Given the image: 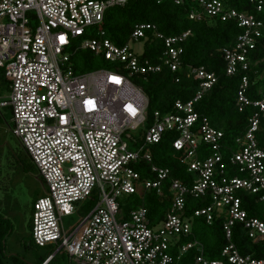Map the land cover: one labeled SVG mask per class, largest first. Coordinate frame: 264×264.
I'll return each mask as SVG.
<instances>
[{"label":"built area","instance_id":"1","mask_svg":"<svg viewBox=\"0 0 264 264\" xmlns=\"http://www.w3.org/2000/svg\"><path fill=\"white\" fill-rule=\"evenodd\" d=\"M126 2L0 0V69L9 82L0 108L11 109L12 132L47 189L33 203V243L57 245L68 253L71 264H177L191 249L196 250L194 264H264V96L250 98L249 77L242 76L237 107L254 110L233 145H225L224 132L196 110L217 80L204 66H188L199 83L191 98L176 100L171 111L149 114L148 96L131 77L163 67L178 72L183 42L191 31L165 35L156 24L142 22L134 25L126 44L117 45L102 26L107 10ZM250 2L258 11L263 8L264 0ZM192 3V20L211 17L237 23L241 31L232 46L222 49V56L227 74L247 70L248 53L263 35L264 21L223 0ZM149 32L162 43L157 62L143 58L130 45L145 42ZM79 49L102 56L112 69L77 72L71 57ZM166 133L173 134L172 145L182 152L180 163L192 175L188 180L171 176L169 167L153 162L152 147ZM201 144L208 147L202 157ZM142 161L154 177H143L136 168ZM165 186L169 209L155 224L146 206L126 210L119 200L139 190L163 196ZM93 195H98L96 205L66 230L63 218L81 211L80 203ZM248 195L256 196V215L244 207ZM188 196L206 202L190 216ZM194 217L210 225L222 220L226 244L219 258L207 256L202 242L192 238ZM236 225L261 246V255L240 252L233 241Z\"/></svg>","mask_w":264,"mask_h":264},{"label":"trees","instance_id":"2","mask_svg":"<svg viewBox=\"0 0 264 264\" xmlns=\"http://www.w3.org/2000/svg\"><path fill=\"white\" fill-rule=\"evenodd\" d=\"M192 1L184 0L178 3L177 0H127L124 5L114 6L107 10L102 27L107 36L117 45H124L129 41L134 25L137 23H154L158 30L165 35H176L190 30L191 34L183 42L182 66L178 72L174 73L168 67H163L160 72L138 77L141 78V85L149 99L148 112L149 114L156 110L168 112L173 109L176 100L191 98L198 89L199 83L189 74L188 66H204L208 71L214 72L217 80L210 89L203 93L202 98L196 104V110L201 115L207 116L215 127L224 132L225 145H233L235 137L246 129L248 118L254 110L252 106H247L243 111H239L237 107V91L242 76L249 77L247 93L250 98L258 99L264 96V33L248 53V69L239 70L235 75H229L226 73L222 49L232 46L241 30L233 20L211 17L200 21L190 19L189 11L193 4ZM223 1L230 7L252 13L264 21V5L258 11L257 6L250 0ZM162 49L161 41L149 32L142 57L157 62L160 60ZM71 61L77 72L97 69L99 65L112 68L109 61L87 49L77 50L72 55ZM176 76H180L178 82L175 81ZM0 78L7 81L2 69H0ZM6 86L9 88L8 82ZM172 136V133H166L164 139L152 147L153 162L169 167L171 176L188 180L192 175L180 163L182 152H178L173 147ZM21 145L25 150L22 142ZM200 150L202 151H200L201 157L207 154V145L201 144ZM25 153L31 161V166H36L26 150ZM147 165V162L142 161L136 164V168L143 177H154L148 171ZM164 192L163 196H159L155 190H139L137 193L125 197L122 205L126 210L131 206H146L149 210L151 223L155 224L165 217L169 209V191L166 186ZM255 197V195H248L244 197L243 201L244 207L251 215L257 214L253 209ZM96 202L94 195L87 199L85 206L83 205L84 212L88 213ZM204 204L206 202L202 198L188 196L186 214L190 216L194 208ZM31 220L28 223L29 228H31ZM12 231V224L8 218L0 215V264H60L57 260V253L46 262L53 252L39 256L34 263L25 261L18 253L7 252L6 238ZM192 238L202 242L207 256L219 258L221 249L226 244L222 220L215 219L210 225L203 218L194 217ZM185 240L182 239L181 242ZM233 241L242 254L261 255V246L254 244L240 225L234 227ZM195 253V249L186 252L177 264H194Z\"/></svg>","mask_w":264,"mask_h":264},{"label":"rangeland","instance_id":"3","mask_svg":"<svg viewBox=\"0 0 264 264\" xmlns=\"http://www.w3.org/2000/svg\"><path fill=\"white\" fill-rule=\"evenodd\" d=\"M130 45L138 54L145 50V42L142 40L130 42ZM97 69L109 68L99 65ZM138 77L133 76L131 79L142 86L141 78ZM7 82L0 78V100L9 93ZM12 127L11 109L0 108V215L8 218L13 230L6 238L7 252L18 253L29 263H34L39 256L53 252L57 253L60 264H71L68 253L63 249L58 250L57 245L40 247L31 240V228L28 227V223L32 219V204L36 198L44 195L47 189L38 168L31 166V161L26 156L20 139L13 134ZM97 199L98 195H95V200ZM124 199L125 197H119L121 202H124ZM85 202H81L80 206ZM84 216V209L65 216L63 218L65 229L69 230L76 226Z\"/></svg>","mask_w":264,"mask_h":264},{"label":"water","instance_id":"4","mask_svg":"<svg viewBox=\"0 0 264 264\" xmlns=\"http://www.w3.org/2000/svg\"><path fill=\"white\" fill-rule=\"evenodd\" d=\"M49 259H50V258H49ZM49 259H47L46 262H47ZM46 262H45V263H46Z\"/></svg>","mask_w":264,"mask_h":264}]
</instances>
